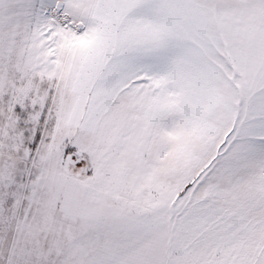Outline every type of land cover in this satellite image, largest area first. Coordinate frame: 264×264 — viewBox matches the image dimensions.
I'll return each mask as SVG.
<instances>
[{"label":"snow or ice","instance_id":"6c2138e0","mask_svg":"<svg viewBox=\"0 0 264 264\" xmlns=\"http://www.w3.org/2000/svg\"><path fill=\"white\" fill-rule=\"evenodd\" d=\"M0 264H264V0H0Z\"/></svg>","mask_w":264,"mask_h":264}]
</instances>
